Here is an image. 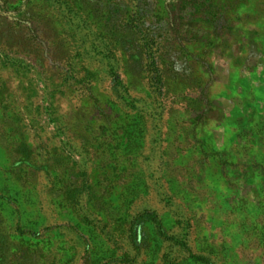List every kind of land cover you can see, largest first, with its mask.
Returning a JSON list of instances; mask_svg holds the SVG:
<instances>
[{
  "label": "rangeland",
  "instance_id": "1",
  "mask_svg": "<svg viewBox=\"0 0 264 264\" xmlns=\"http://www.w3.org/2000/svg\"><path fill=\"white\" fill-rule=\"evenodd\" d=\"M0 235L3 264H264V0H0Z\"/></svg>",
  "mask_w": 264,
  "mask_h": 264
},
{
  "label": "trees",
  "instance_id": "2",
  "mask_svg": "<svg viewBox=\"0 0 264 264\" xmlns=\"http://www.w3.org/2000/svg\"><path fill=\"white\" fill-rule=\"evenodd\" d=\"M142 21H143V14L140 12V10H138L134 13V30L135 29L138 30L141 35L145 36V38H144L145 40H142V41H144L143 49L145 50V48H146L148 50V52H150L151 47L155 43H151V41H149V39H150V35H148L149 28L145 26L146 25L145 21L143 23H142ZM137 47H138L137 41L134 40V50L135 51H136ZM156 48L158 51L157 46H156ZM135 51H134V57L140 59L142 57L143 53L141 51H139V54H138V53H135ZM156 52H154L153 54L156 55L157 54ZM135 54H138V55L136 56ZM158 58H161V56ZM149 60H151V62L148 64V68H149V72H150L149 73L150 74V82L156 90H162V88L164 86V74L165 73H164L163 69L159 67L158 59L155 56H154V58H149ZM176 181H178V180H176ZM148 216H151V215H148ZM139 228L140 227L138 225H136L137 232H138ZM165 236L169 239H172L177 244L186 246V243L181 241L180 238L171 237L170 233L168 231H165ZM139 243L141 244V241ZM5 247H6L5 238L0 235V264H3L5 259H6V248Z\"/></svg>",
  "mask_w": 264,
  "mask_h": 264
}]
</instances>
